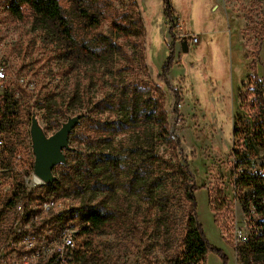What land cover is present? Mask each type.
Segmentation results:
<instances>
[{
    "label": "rangeland",
    "instance_id": "obj_1",
    "mask_svg": "<svg viewBox=\"0 0 264 264\" xmlns=\"http://www.w3.org/2000/svg\"><path fill=\"white\" fill-rule=\"evenodd\" d=\"M82 1L99 17L98 33L80 31L67 0H59L77 31V45L84 43L95 54L85 55L67 71V59H57L33 39L27 6L20 0H0V42L10 68L1 93L12 112L10 125L0 127L4 142L0 163L12 161L14 153H20V161L29 166L33 163L31 105L46 102L49 90L44 86L48 76L58 72L60 83L54 91L61 96L53 101L62 106L51 117L35 110L46 135L68 116L93 107L95 121L107 117L115 123L100 132V124L82 117L69 136L80 157L95 154L84 196L70 188L47 192L70 198L80 222L90 207L109 217L114 194L121 193L117 226L106 221L90 233L81 231L83 243L91 240V264H172L182 244L187 203L175 194L169 161L160 165L155 160L159 150L168 155L172 151L158 136L156 115L149 111L165 96L158 75L174 38L167 79L176 83L178 76L176 81L187 85L177 86L178 111H169V120L183 140L199 186L194 191L197 219L206 239L226 255L225 264H256L244 251L237 255L230 239L235 226L244 228L248 236L261 227L259 223L264 228V202L253 195V185L264 180V123L254 107L255 96L246 92L255 81L264 89V0H171V20L164 18L161 0ZM11 6L19 7L21 15L15 16ZM180 33L198 37L187 44L186 52L180 48ZM140 111L144 115L132 122L129 114ZM252 127L259 135L251 140L247 129ZM64 154L68 159L75 155ZM100 159L110 161L112 167L104 169ZM124 164L142 173L140 190L122 185ZM81 169L82 185L86 172ZM64 171L61 163L52 168L57 177ZM244 201L252 207L249 214L242 209ZM204 264H221V259L208 251Z\"/></svg>",
    "mask_w": 264,
    "mask_h": 264
},
{
    "label": "trees",
    "instance_id": "obj_2",
    "mask_svg": "<svg viewBox=\"0 0 264 264\" xmlns=\"http://www.w3.org/2000/svg\"><path fill=\"white\" fill-rule=\"evenodd\" d=\"M22 4H25L29 9V26L32 27L34 32L33 39H37L41 41L42 45L47 48V51L57 59H67L68 60V68L67 71H71L80 59L84 58L85 55H94L95 52L88 47L86 44L82 43L80 46L77 45L76 40V29H74V24L71 21V17L67 15L65 9L61 6L59 0H20ZM69 3L70 11L76 17V20L80 24V31L89 30L93 33H98L100 27V19L96 14L91 13L85 6L82 0H67ZM162 2V12L165 19L171 20L174 9L171 4V0H161ZM11 10L15 16H20L21 11H19V7L11 6ZM169 50L167 51V55L160 63V73L158 78L161 82V89L163 90L164 97H161L159 100V104H156V107L153 110H150V114L156 115L155 126H158L157 134L158 136L165 142V144L171 149L172 155L165 154L163 151H158L156 155L158 160L160 161V165H164L165 162L169 161V166L172 172V176L176 181V195L178 199L182 202L187 203V207L185 208L186 213V221L183 227V236H182V244L180 245L179 251L176 253L172 264H204L205 256L208 251H212L216 253L221 259V264H225L227 257L224 252L211 244L205 237L204 232L202 230L201 224L197 219L196 214V198L194 195V191L199 187L193 177V173L189 168L187 155L184 153L183 140L182 138L176 134L173 129V125L169 120V111L176 113L177 103L180 100L179 92L177 86L186 87L187 83L184 84L176 81L178 76L174 78L176 83H169L167 79V73L172 65V59L174 55V38H172L168 44ZM247 67L249 68V62L247 63ZM59 69L60 67L57 66ZM57 73H52L51 76H48L47 86L44 88L48 89L49 92L44 97L46 98V102L43 104L33 103L31 105V114L36 115V111L38 110L40 114L51 117L55 111L58 110L59 107L62 106V103H57L53 101V98L60 97L61 94L59 90L55 92L59 86L60 81L57 79ZM183 79V78H182ZM255 86L253 89L246 91L248 95L253 94L255 96V105L256 111L260 115L262 119V123H264V89L263 85L259 81L254 82ZM182 85V86H181ZM239 91V90H238ZM238 97H241V92L237 93ZM173 103H172V98ZM7 97H3V109L0 115V127H6L10 125V121L12 120V112L10 111L9 101L6 100ZM155 112V113H154ZM95 108H91L89 112L83 111L79 114V120L75 124L74 128L78 126L79 121L82 117L89 119L93 125H98L100 132H102L105 128L110 127V125L114 124L115 121L108 120L107 117L102 119V122L99 121V117L97 121H95ZM234 115L238 114L237 106L233 113ZM130 120L135 121L136 116L144 115V111L130 113ZM148 116V114H146ZM126 124V122L122 123ZM73 128V129H74ZM73 129L69 133V136L73 134ZM248 139H253L257 135H259V131H255L256 128L252 127L251 129H247ZM261 134V133H260ZM68 136V140H69ZM148 143V142H147ZM69 144V142H68ZM134 146V145H133ZM157 150V149H156ZM71 151L74 152V157L72 159H68L65 156V160L61 162L65 171L61 175V177H57L53 180L51 184V188L58 189H73V191L77 194L80 193L84 196L85 190L90 183L92 175H90L91 169L94 166L95 154L89 152L85 156L78 154V149L75 147H67L64 152L66 153ZM173 156V158H171ZM156 157V158H157ZM101 166L105 168L112 167L110 161L106 159H100ZM118 164L117 162L115 163ZM86 172L85 174V184L81 185V174L79 173L82 169ZM124 176L122 185L128 188L134 187L140 190L141 183L139 182V178H141L142 173L139 169H134L128 167V165L124 164ZM128 178V180H127ZM110 190L113 191L112 185ZM116 203L114 205L113 210L111 211L109 217H105L99 211L90 207L87 209L81 219V231L90 233L93 229H98L99 227H104V223L108 221L112 226L118 225V213L120 210V196L121 193H115ZM253 195L257 199H261L264 197V180L259 181V183H255L253 185ZM258 206V205H257ZM254 210L258 211V207L254 206ZM242 209L245 213H249L252 209L251 205H248L247 202H243ZM261 224H263L261 222ZM91 243L90 239L84 241L83 249L80 250L76 255V263L75 264H91L90 255L88 253V248ZM244 251L247 258L253 259L256 264H262L264 262V235L257 236L253 239L248 240L247 242L241 244V246L235 249L236 254L240 255V253Z\"/></svg>",
    "mask_w": 264,
    "mask_h": 264
},
{
    "label": "built area",
    "instance_id": "obj_3",
    "mask_svg": "<svg viewBox=\"0 0 264 264\" xmlns=\"http://www.w3.org/2000/svg\"><path fill=\"white\" fill-rule=\"evenodd\" d=\"M179 37L187 44L198 39L196 34L180 33ZM9 76V62L2 55L0 42V110L4 97L1 86ZM3 144L0 136V150ZM20 158V153H14L12 161L0 163V264H75L84 245L73 201L48 193L53 181L41 180L34 174L33 165ZM261 200L264 202V197ZM259 224L261 227L250 236L240 226L231 230L235 249L239 243L264 235ZM222 236L226 237L224 233Z\"/></svg>",
    "mask_w": 264,
    "mask_h": 264
},
{
    "label": "water",
    "instance_id": "obj_4",
    "mask_svg": "<svg viewBox=\"0 0 264 264\" xmlns=\"http://www.w3.org/2000/svg\"><path fill=\"white\" fill-rule=\"evenodd\" d=\"M180 48L182 52L187 51V43L184 40L180 42ZM78 120L79 114L68 116L52 134L46 135L35 115H31L29 135L34 156L33 172L41 180H54L52 168L65 160L64 150L69 147L68 136Z\"/></svg>",
    "mask_w": 264,
    "mask_h": 264
}]
</instances>
